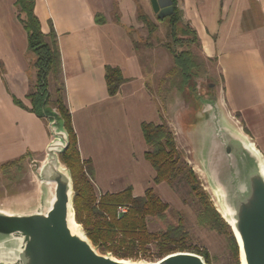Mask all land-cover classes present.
<instances>
[{"label": "crops", "instance_id": "crops-1", "mask_svg": "<svg viewBox=\"0 0 264 264\" xmlns=\"http://www.w3.org/2000/svg\"><path fill=\"white\" fill-rule=\"evenodd\" d=\"M15 3L0 0V166L21 158L41 161L52 141L49 119L15 101L30 108L27 94L37 79ZM150 6V0L35 3L42 31L54 28L57 34L65 103L81 158L92 163L98 195L132 187L135 197L143 196L156 173L145 159L142 123L166 121L171 127L172 114L161 108L154 78L165 68L170 72L174 59L163 46L157 51L135 38L142 29L139 12L151 18ZM180 7L184 23L198 34L202 56L219 70L223 100L236 113L250 110L251 132L264 152V0H181ZM108 66L119 68L125 79L115 95L108 93Z\"/></svg>", "mask_w": 264, "mask_h": 264}, {"label": "trees", "instance_id": "trees-1", "mask_svg": "<svg viewBox=\"0 0 264 264\" xmlns=\"http://www.w3.org/2000/svg\"><path fill=\"white\" fill-rule=\"evenodd\" d=\"M174 13L163 19L169 27L167 42L162 43L174 59V66L168 73L167 90L176 89L184 95L191 94L196 105H199L197 96L198 76L201 68V56L192 50V46L201 48L200 39L195 30L184 23L181 0H173ZM36 0H16L18 18L28 35V49L34 54V66L37 70V79L33 89L27 94L31 107L15 98L16 103L36 113L38 116L51 119L56 118L59 124L67 131L69 137L68 148L60 155V160L67 165L71 172L74 184V210L76 221L83 225L84 231L93 245L101 253H112L119 259H127L146 250L154 240H158V256H165L176 251H189L185 246L174 247L180 240L174 233L180 227L163 233L160 237L154 236L148 230L149 216H163L169 204L161 199L153 187L146 190L143 196L135 197L132 187L116 193L98 195L93 183L94 169L91 161H83L78 148V138L74 129L72 114L65 103V82L62 75V58L58 45L57 34L54 28L47 34L42 31L41 22L35 14ZM117 22L119 18L116 16ZM139 19L149 31L151 37L158 29V25L142 10ZM99 24L105 23L102 15H97ZM153 46L152 43H146ZM187 46L179 50L178 47ZM50 80L56 82L54 92H50ZM125 81L119 68H106V83L109 95H115ZM198 97V100L196 98ZM142 132L148 146L145 159L155 170L154 182L173 184L179 176L187 177L192 191L199 198L202 211L199 214V223L202 226H211L225 234L229 225L217 212L209 200V196L199 186L198 176L188 166L179 151L176 134L166 121L161 124L143 122ZM11 161L0 167L6 171L16 162ZM127 205L128 212L118 214V207ZM181 232V231H180ZM231 247L236 259H239V246L236 238L230 233ZM210 264L207 251L195 250ZM163 256V257H164Z\"/></svg>", "mask_w": 264, "mask_h": 264}, {"label": "water", "instance_id": "water-1", "mask_svg": "<svg viewBox=\"0 0 264 264\" xmlns=\"http://www.w3.org/2000/svg\"><path fill=\"white\" fill-rule=\"evenodd\" d=\"M150 2L160 19L174 13L173 0ZM198 95L200 114L195 119L198 123L202 114L201 120L207 121L211 130L204 134L202 145L206 148L212 186L227 212L222 216L238 243L241 264H264L262 156L241 133L222 121L217 95L213 94L212 99L199 92ZM49 126L54 138L46 148L47 157L38 174L41 206L29 213L0 210V264H207L203 256L186 251L170 253L154 263L119 259L111 253H101L80 227L79 231L72 230V224H78L73 179L60 160L69 146V137L56 118L49 119ZM48 183H54V194L49 193V198Z\"/></svg>", "mask_w": 264, "mask_h": 264}, {"label": "rangeland", "instance_id": "rangeland-1", "mask_svg": "<svg viewBox=\"0 0 264 264\" xmlns=\"http://www.w3.org/2000/svg\"><path fill=\"white\" fill-rule=\"evenodd\" d=\"M148 11L152 20L158 25V29L151 37H148L149 31L142 23V29L137 30L135 38L139 43H142V45L152 43L153 46L157 47V51H159L163 48L162 43L167 42L170 39L168 37L169 27L166 22H159L157 14L152 11L151 6L148 8ZM186 48L187 46L181 48L178 47L179 50ZM192 50L202 57L201 68L197 79L200 89L197 88V91L201 96L209 95V97H211L213 94L214 97H216V95L217 97L219 96L220 99L217 101V104L219 102L221 106L219 113L221 114L220 118L222 121L226 123L230 129L241 133V135L260 152L264 163V152L256 141V137H254L251 132L250 110L245 111L243 114L236 113L227 106L220 92L221 88H223V81L215 62L205 59L202 56L200 49L196 46L193 45ZM168 72L169 70L165 68L156 73L154 78L155 95L158 98L161 108L167 110V113L171 112L172 114V116L169 115L168 118L171 119V127L178 133L176 140L183 159L197 174L200 183L199 186L206 191L209 200L217 212L221 216H226V212L222 209L219 202V195L216 194L215 189L212 186L207 167L208 161L205 156L206 148L202 145V142L204 144V134L211 133V130L209 131V123L201 120L204 119L202 114L200 115L202 116L200 119L201 121L199 120L200 122L198 121L197 123L195 116L200 113L198 114V106L191 94L187 96L181 94L176 89H172V91L167 90L168 84L165 81L167 80ZM56 85L55 80H50V92L55 91ZM210 85H214L213 88H210ZM198 92L195 93L200 97ZM197 96L196 98L198 100ZM181 114H183L182 117ZM180 119L182 120L180 121ZM53 138L54 136L52 135V140ZM46 157L47 155L41 161L28 162L23 159L18 163L16 162L13 166H9L6 171L0 170V210H5L11 213H29L39 209L41 206L42 187L41 182L38 179V174ZM61 163L68 168L62 161ZM148 164L150 165L149 162ZM152 170L154 171L153 167ZM186 179V175L179 176L174 180L172 185L166 182L157 185L153 179L154 184L151 186L155 187V190L161 199L169 204V208L163 216H149L147 218L149 232L156 237H160L163 233L179 226L181 232L179 231L174 234L177 235L175 237L176 239H179L180 242L179 244L174 245V247L185 246L186 249L189 250L186 252H192L195 250L207 251L210 258V264H241L240 251L239 259H236L231 247L230 233H232L233 236L234 233L230 226L226 228V233L223 234L211 226H202L199 223V214L202 211V206L199 198L194 194ZM52 192L53 185L50 187L48 186L46 196L49 198V193L52 195ZM223 219L227 223L226 219ZM78 224L84 231L83 225L80 223ZM157 245L158 240L152 239L145 251L142 250L137 255L125 260L147 263L157 262L164 256H158L159 248ZM176 250H174L173 253L179 252Z\"/></svg>", "mask_w": 264, "mask_h": 264}, {"label": "built area", "instance_id": "built-area-1", "mask_svg": "<svg viewBox=\"0 0 264 264\" xmlns=\"http://www.w3.org/2000/svg\"><path fill=\"white\" fill-rule=\"evenodd\" d=\"M128 206L127 205H122V206H119L118 207V214L121 215V214H125L128 212Z\"/></svg>", "mask_w": 264, "mask_h": 264}, {"label": "bare ground", "instance_id": "bare-ground-1", "mask_svg": "<svg viewBox=\"0 0 264 264\" xmlns=\"http://www.w3.org/2000/svg\"><path fill=\"white\" fill-rule=\"evenodd\" d=\"M49 187L51 186V185H53V189H54V183H48L47 184ZM54 194V192H52V195ZM51 195V196H52ZM227 213V212H226ZM80 227V225H78V224H76V223H74V224H72V230H75V231H79V228Z\"/></svg>", "mask_w": 264, "mask_h": 264}]
</instances>
